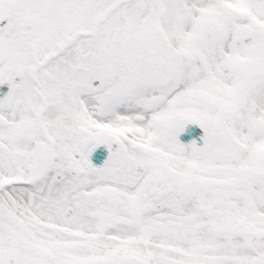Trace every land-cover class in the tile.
<instances>
[{"label":"snow or ice","instance_id":"6c2138e0","mask_svg":"<svg viewBox=\"0 0 264 264\" xmlns=\"http://www.w3.org/2000/svg\"><path fill=\"white\" fill-rule=\"evenodd\" d=\"M5 84L0 264H264V0H0Z\"/></svg>","mask_w":264,"mask_h":264},{"label":"water","instance_id":"95a60500","mask_svg":"<svg viewBox=\"0 0 264 264\" xmlns=\"http://www.w3.org/2000/svg\"><path fill=\"white\" fill-rule=\"evenodd\" d=\"M7 85H0V91H6ZM186 129L191 130V134L189 132H184L181 133L179 136V139L181 142L187 143L189 142L192 138L197 137V144H201L202 141L198 139V134H202V130L199 128L198 125L189 123L186 126ZM101 156H106V149L103 146H99L97 149L94 150L92 155L90 156V160L92 161L93 164L99 166L102 164V159Z\"/></svg>","mask_w":264,"mask_h":264},{"label":"flooded vegetation","instance_id":"af4514ba","mask_svg":"<svg viewBox=\"0 0 264 264\" xmlns=\"http://www.w3.org/2000/svg\"><path fill=\"white\" fill-rule=\"evenodd\" d=\"M6 90H7V87H6Z\"/></svg>","mask_w":264,"mask_h":264}]
</instances>
